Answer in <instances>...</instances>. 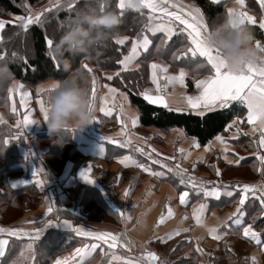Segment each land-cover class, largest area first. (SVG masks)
Segmentation results:
<instances>
[{"label": "crops", "instance_id": "crops-1", "mask_svg": "<svg viewBox=\"0 0 264 264\" xmlns=\"http://www.w3.org/2000/svg\"><path fill=\"white\" fill-rule=\"evenodd\" d=\"M209 1L229 28L264 32V0ZM122 3L151 18L120 60L132 70L156 53L147 102L195 115L240 103L243 113L201 145L178 126H143L111 82L117 71L84 62L81 76L34 87L13 77L0 107L13 132L3 144L14 145L0 159V264H264V43L217 41L191 0Z\"/></svg>", "mask_w": 264, "mask_h": 264}, {"label": "trees", "instance_id": "trees-1", "mask_svg": "<svg viewBox=\"0 0 264 264\" xmlns=\"http://www.w3.org/2000/svg\"><path fill=\"white\" fill-rule=\"evenodd\" d=\"M39 1L0 0V11L5 15H25V2L32 6ZM191 1L201 6L217 41L222 42L228 38L227 35H233V41H236V34H245L264 43V32L257 25L246 23L237 29L225 25L221 19L222 4L209 0ZM82 19L83 24H78ZM148 23L145 9L125 6L122 0H63L44 10L26 28L13 22L7 23L0 37V53L3 54L0 65L5 63L0 67V107L5 102L6 87L13 77L29 87L47 79L61 83L72 74L81 76L85 72L84 61H90L98 71H117L111 82L127 92L131 104L139 112L143 126L162 129L178 126L187 135L196 137L201 145L205 144L222 131L234 115L242 114L244 108L240 103H231L227 108L195 115L147 102L140 94V89L148 78V62L156 53L153 49L142 53L139 57L140 66L132 70H122L120 60L131 43L145 34ZM66 25L71 37H64L61 31ZM76 33L81 35L83 43H78ZM124 36H127L126 39L120 43L118 38ZM177 38L178 35H175L165 45L168 53L177 47ZM28 43L32 49L30 53L26 51ZM164 58L168 59V55ZM187 59L183 56L177 62L186 64ZM3 127L8 126L0 124V159H4V150L11 144H3L2 138L7 133ZM13 150H7L6 153L11 155Z\"/></svg>", "mask_w": 264, "mask_h": 264}, {"label": "rangeland", "instance_id": "rangeland-1", "mask_svg": "<svg viewBox=\"0 0 264 264\" xmlns=\"http://www.w3.org/2000/svg\"><path fill=\"white\" fill-rule=\"evenodd\" d=\"M62 1L63 0H40L36 5H32V6L25 2V8H26V14L25 15H22V14H6L5 15L4 13H2L0 11V37H1V31H2L3 27L7 23L13 22V23H16V24H20L23 28H26L28 25L33 24L36 21V19H38V17L40 16V14L44 10L50 9V8L60 4ZM126 1H128V0H126ZM147 17H148V14H147ZM148 19H149V22H150L151 18L148 17ZM181 19H183L185 22H187L188 25L191 24V22H188L186 18H182L181 17ZM83 20L84 19L80 20L78 24H83V22H84ZM67 29H68V26L66 25L64 28H62L61 31H62L64 37H71L68 34ZM126 37L127 36H124V37H121V38H126ZM75 38H77L78 43H83V41H84L79 33L75 34ZM27 45H28V47L26 48V51H27V53H30V51L32 50L31 46H30V43H28ZM129 49H130V47H129ZM128 51H127V53H128ZM179 51L186 52L187 51V46L186 47H184V46L178 47L176 49L175 53L179 52ZM72 53H74V52H72ZM127 53H125L124 56ZM2 55L3 54L0 53V56H2ZM84 62L90 63V61H84ZM4 65H5V63L3 62L0 65V67H2ZM3 89H4V87H3ZM4 99H5V96H4ZM3 128L5 129V132H7V133H5L6 135H9V134L13 133L9 127H7V128L3 127ZM2 140H3V138H2ZM21 141H22V139H21ZM13 148H14V145L10 144L8 149L10 150V149H13ZM165 262L166 261H164L163 263L167 264V262L166 263ZM192 264H196V263L193 262Z\"/></svg>", "mask_w": 264, "mask_h": 264}, {"label": "built area", "instance_id": "built-area-1", "mask_svg": "<svg viewBox=\"0 0 264 264\" xmlns=\"http://www.w3.org/2000/svg\"><path fill=\"white\" fill-rule=\"evenodd\" d=\"M240 58L242 59L243 62L255 61V59L252 58L251 54L245 51H242L240 53Z\"/></svg>", "mask_w": 264, "mask_h": 264}]
</instances>
